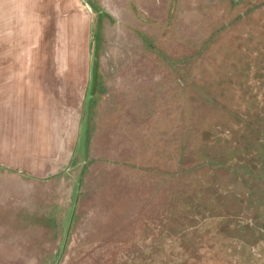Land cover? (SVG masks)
<instances>
[{
  "label": "rangeland",
  "instance_id": "1",
  "mask_svg": "<svg viewBox=\"0 0 264 264\" xmlns=\"http://www.w3.org/2000/svg\"><path fill=\"white\" fill-rule=\"evenodd\" d=\"M46 18L0 40V69H42L0 83L56 91L0 104V264H264V0Z\"/></svg>",
  "mask_w": 264,
  "mask_h": 264
},
{
  "label": "crops",
  "instance_id": "2",
  "mask_svg": "<svg viewBox=\"0 0 264 264\" xmlns=\"http://www.w3.org/2000/svg\"><path fill=\"white\" fill-rule=\"evenodd\" d=\"M64 0H0V40L1 41H7V44H9L10 41H23V40H39L42 37V31H41V25L47 24V13L52 16L56 17L57 11L60 10L62 3ZM72 1V0H71ZM60 14V13H59ZM63 15V14H62ZM55 22V19L51 20L52 23ZM4 43V42H3ZM1 46V45H0ZM11 52L8 53H1L0 56H9ZM14 65V64H13ZM13 65H6L3 66L6 68H1V71L4 70H13V71H29L31 67L33 69H37L36 66H38V70H42L39 68L38 63L29 65L26 68H20V67H10ZM16 66H24L17 65ZM19 68V69H18ZM24 79L22 76H17V83L16 87H14V83H0V104L6 103V105H10L12 103L21 101L16 97L15 91H17L18 85L31 87L32 93H35L38 96V100H35L37 104H41L42 100L44 101V95L46 97L49 94H54L56 96V91L47 93V90L43 89L41 84L42 83H21ZM14 90H13V87ZM19 91H17L18 93ZM31 93V92H30ZM35 95V96H36ZM54 96V97H55ZM24 102V101H21ZM47 106L49 105V101L47 100V103H45ZM45 108L42 112V115L38 111L35 113L37 114L35 117H44L45 120L47 118V112ZM34 112L35 110L32 109ZM29 113V112H28ZM10 118L9 116L7 118L4 117V119ZM39 121V120H38ZM40 125V124H39ZM25 129H30L28 126L23 125ZM42 127V126H40ZM32 130V129H30ZM47 130H44V132ZM46 133V132H45Z\"/></svg>",
  "mask_w": 264,
  "mask_h": 264
}]
</instances>
